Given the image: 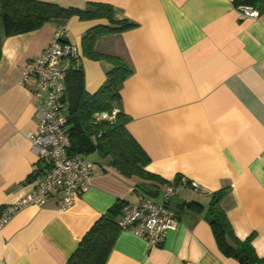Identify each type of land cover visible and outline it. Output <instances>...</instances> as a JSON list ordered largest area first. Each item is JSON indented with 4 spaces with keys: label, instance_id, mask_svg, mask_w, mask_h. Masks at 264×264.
I'll list each match as a JSON object with an SVG mask.
<instances>
[{
    "label": "crops",
    "instance_id": "1",
    "mask_svg": "<svg viewBox=\"0 0 264 264\" xmlns=\"http://www.w3.org/2000/svg\"><path fill=\"white\" fill-rule=\"evenodd\" d=\"M41 1L79 8L108 3L117 18L136 23L100 37L95 49L124 58L133 69L121 89L122 108L130 116L128 131L150 158L147 169L168 181H188L176 187L170 207L177 225L159 245L120 231L104 264H241L220 252L206 218L211 194L222 188V207L235 234L244 239L254 233V250L264 257V14L243 19L233 0ZM107 22L73 15L1 34L0 212L32 192V174L44 168L29 139L41 97L32 78H22L26 61L39 56L64 25V40L79 55L64 58L60 67L80 66L85 90L94 93L107 65L84 56L81 41L87 30ZM91 155L90 186L70 207L61 209L59 194H53L41 206L26 205L0 229V264H66L115 203L140 195L160 200L162 185L147 187ZM187 202L203 211L186 208Z\"/></svg>",
    "mask_w": 264,
    "mask_h": 264
},
{
    "label": "trees",
    "instance_id": "2",
    "mask_svg": "<svg viewBox=\"0 0 264 264\" xmlns=\"http://www.w3.org/2000/svg\"><path fill=\"white\" fill-rule=\"evenodd\" d=\"M232 3L235 8L247 5L256 9L258 14H264V0H233ZM73 15L81 19L105 18L108 21L105 25L87 30L81 41L82 54L104 62L107 69L105 80L94 93L85 90L80 66L66 70V92L62 95V103L71 141L68 155L89 157L96 153L125 177H136L148 182L147 187L163 184L177 187L182 184L180 176L168 181L149 171V156L127 129L130 116L122 108L121 89L132 74V67L118 55L95 49L100 37L122 33L135 27L136 23L117 18L114 7L108 3L87 2L84 8H79L41 0H0V37L1 34L5 36L35 30L47 22H63ZM37 173L32 174V177ZM226 192V188H222L212 193L206 209V218L218 249L225 256L237 258L241 264H264V257L258 256L254 250V233L244 239L235 234L222 207ZM125 204L115 203L91 225L66 264L105 263L120 232L117 220ZM185 207L203 211L197 202H187Z\"/></svg>",
    "mask_w": 264,
    "mask_h": 264
},
{
    "label": "built area",
    "instance_id": "3",
    "mask_svg": "<svg viewBox=\"0 0 264 264\" xmlns=\"http://www.w3.org/2000/svg\"><path fill=\"white\" fill-rule=\"evenodd\" d=\"M241 18H256L258 12L251 6H239ZM64 25H60L42 53L26 61L22 78H32L35 93L41 102L35 110L36 132L29 134L34 153L42 160L43 171L33 178L34 189L19 201L6 205L0 212V229L26 205H43L53 194H59L60 208L70 207L74 200L90 186L93 162L80 154L68 155L70 147L69 124L63 111L62 94L67 71L60 67L64 58H76L78 47L64 40ZM181 182L186 184L185 179ZM196 187L195 182H190ZM176 186L163 184L160 200L140 195L135 202L126 203L117 220L120 231L143 236L150 245H159L168 229L177 225L178 214L170 207Z\"/></svg>",
    "mask_w": 264,
    "mask_h": 264
},
{
    "label": "rangeland",
    "instance_id": "4",
    "mask_svg": "<svg viewBox=\"0 0 264 264\" xmlns=\"http://www.w3.org/2000/svg\"><path fill=\"white\" fill-rule=\"evenodd\" d=\"M90 158L93 160V159H95V158H96V155H91V157H90ZM148 195H149V194H148ZM149 197H150V196H149ZM151 197H152V198H154L153 196H151ZM151 197H150V198H151Z\"/></svg>",
    "mask_w": 264,
    "mask_h": 264
},
{
    "label": "water",
    "instance_id": "5",
    "mask_svg": "<svg viewBox=\"0 0 264 264\" xmlns=\"http://www.w3.org/2000/svg\"><path fill=\"white\" fill-rule=\"evenodd\" d=\"M149 194H152V192H151V191H149Z\"/></svg>",
    "mask_w": 264,
    "mask_h": 264
}]
</instances>
